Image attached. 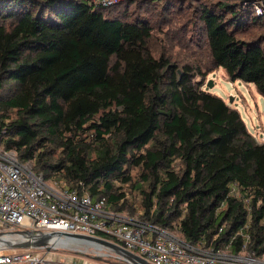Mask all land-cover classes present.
Segmentation results:
<instances>
[{
  "label": "trees",
  "instance_id": "16d2710c",
  "mask_svg": "<svg viewBox=\"0 0 264 264\" xmlns=\"http://www.w3.org/2000/svg\"><path fill=\"white\" fill-rule=\"evenodd\" d=\"M198 1L191 24L212 66L264 98L259 0ZM158 6L178 3L0 0V147L45 181L187 243L239 253L247 239L261 256L264 141L203 89L209 72L152 54L140 10Z\"/></svg>",
  "mask_w": 264,
  "mask_h": 264
},
{
  "label": "built area",
  "instance_id": "2783aa9c",
  "mask_svg": "<svg viewBox=\"0 0 264 264\" xmlns=\"http://www.w3.org/2000/svg\"><path fill=\"white\" fill-rule=\"evenodd\" d=\"M86 1L107 7L119 0ZM253 5L257 15L264 14L263 0ZM15 231L30 232L33 238L62 233L104 239L102 234L111 241L104 240L136 254L149 264H264V254L256 256L246 250L247 239L239 253H232L229 245L214 249L204 247L202 243H187L177 233L159 225L110 210L104 198L94 199L63 184L48 183L41 174L33 172L29 163L19 162L13 152L0 147L1 239L12 244L28 239L27 236L9 234ZM64 238L84 241L58 236L46 247L12 249L0 240V251H4L0 255V264H76L72 258L57 252L71 249L69 245L73 244L54 245V241ZM36 249L53 252L49 257L46 253H34Z\"/></svg>",
  "mask_w": 264,
  "mask_h": 264
},
{
  "label": "rangeland",
  "instance_id": "374dc122",
  "mask_svg": "<svg viewBox=\"0 0 264 264\" xmlns=\"http://www.w3.org/2000/svg\"><path fill=\"white\" fill-rule=\"evenodd\" d=\"M123 1V0H121ZM178 8L170 11H162L160 6L151 7L144 12L153 26L152 37L149 41V48L152 54L158 57L164 54L181 65L189 64L197 66L204 72H209L205 78L206 89L211 94L220 97L230 107L236 109L240 114L247 131L258 142L264 141V98L259 95L252 85L240 81H230L224 70L212 66L206 50V41L203 33L194 30L193 7L199 4L198 0H174ZM216 1V0H210ZM131 6L130 9H132ZM264 15V14H263ZM264 17V16H263ZM264 21V18H263ZM254 33L264 32V26L254 28ZM211 80L212 87L207 88L206 83ZM136 172L134 171L133 174ZM50 184H62L59 180H47ZM132 207L139 213L138 195L132 192L129 195ZM69 251L59 249V254H64L73 259L76 264H126L116 258L111 252L99 250L100 248L69 245ZM34 253H46L49 257L53 251L33 250ZM4 251H0V255Z\"/></svg>",
  "mask_w": 264,
  "mask_h": 264
},
{
  "label": "water",
  "instance_id": "95a60500",
  "mask_svg": "<svg viewBox=\"0 0 264 264\" xmlns=\"http://www.w3.org/2000/svg\"><path fill=\"white\" fill-rule=\"evenodd\" d=\"M212 86H213V83L211 80H209L206 83V87L209 88ZM9 234L28 237L27 240L12 244V243L4 240V239H1V234H0V240L6 242L8 247L12 248V249H29V248L46 247V245H48L50 240L53 239L54 237L64 236V237L71 238V239H80V240H84L86 242H91V243L97 244V245L101 246V248L99 250H106L108 252L113 253L114 255H116L118 258H120L126 264H149L145 260H143L142 258L137 256L136 254L131 253L129 251H126L125 249L121 248L120 246H118V245H116L110 241L100 239L97 237H86V236L69 235V234H62V233H49V234L42 235L38 238H33L32 234L30 232H27V231H15V232H11Z\"/></svg>",
  "mask_w": 264,
  "mask_h": 264
},
{
  "label": "bare ground",
  "instance_id": "6f19581e",
  "mask_svg": "<svg viewBox=\"0 0 264 264\" xmlns=\"http://www.w3.org/2000/svg\"><path fill=\"white\" fill-rule=\"evenodd\" d=\"M69 244H73L75 246H84V247H95V248H101V246L91 243V242H86V241H78V240H68V239H62L60 241H54V245L58 246H66Z\"/></svg>",
  "mask_w": 264,
  "mask_h": 264
},
{
  "label": "crops",
  "instance_id": "0c3cea01",
  "mask_svg": "<svg viewBox=\"0 0 264 264\" xmlns=\"http://www.w3.org/2000/svg\"><path fill=\"white\" fill-rule=\"evenodd\" d=\"M69 257V256H68ZM124 263V262H123ZM80 264H84L83 262L82 263H80Z\"/></svg>",
  "mask_w": 264,
  "mask_h": 264
}]
</instances>
